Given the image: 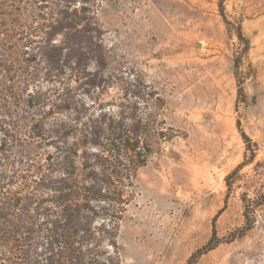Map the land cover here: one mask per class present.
<instances>
[{"label": "rangeland", "instance_id": "1", "mask_svg": "<svg viewBox=\"0 0 264 264\" xmlns=\"http://www.w3.org/2000/svg\"><path fill=\"white\" fill-rule=\"evenodd\" d=\"M223 8L220 0H0V105L16 87L52 99L66 85L77 103L25 114L30 134L40 141L66 116L101 113L137 115L149 131L154 153L125 195L122 264H187L214 229L222 243L198 264H264V206L252 230L227 241L245 225L242 195L254 198L264 183L256 162L233 174L251 155L244 135L264 160V0ZM70 26L99 37L86 62L99 88L46 61L51 38L71 46ZM43 141L45 158L54 141Z\"/></svg>", "mask_w": 264, "mask_h": 264}, {"label": "trees", "instance_id": "2", "mask_svg": "<svg viewBox=\"0 0 264 264\" xmlns=\"http://www.w3.org/2000/svg\"><path fill=\"white\" fill-rule=\"evenodd\" d=\"M223 4L220 0L224 13ZM59 15L70 21L68 13ZM69 29L71 46L61 47L51 38L47 63L54 70H78L84 75L85 80H80L84 88H99L102 79L86 74V62L99 46L94 43L98 35L89 30L74 32L72 26ZM239 36L243 38L241 31ZM67 48L70 51L64 54ZM66 86L52 99L38 90L28 93L16 87L14 95L1 104L0 264H122L118 234L129 203L125 195L154 153L144 138L149 131L137 115L125 120L121 114L75 115L51 125L47 135H40V142L25 129L23 116L43 118L55 107L74 110L77 103L71 87ZM45 138L53 139L48 147L54 153L42 158L39 144ZM244 138L251 155L233 174L255 162V171H264V160L256 161L259 144ZM231 176L227 177L229 190ZM242 202L245 225L231 233L228 242L255 227L258 210L264 206V183L254 198L244 193ZM221 243L214 229L210 241L187 264H198Z\"/></svg>", "mask_w": 264, "mask_h": 264}]
</instances>
